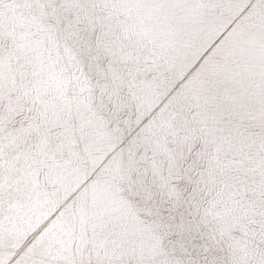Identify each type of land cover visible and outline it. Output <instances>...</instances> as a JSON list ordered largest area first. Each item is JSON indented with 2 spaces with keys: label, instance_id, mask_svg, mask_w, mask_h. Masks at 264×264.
<instances>
[{
  "label": "snow or ice",
  "instance_id": "1",
  "mask_svg": "<svg viewBox=\"0 0 264 264\" xmlns=\"http://www.w3.org/2000/svg\"><path fill=\"white\" fill-rule=\"evenodd\" d=\"M0 264H264V0H0Z\"/></svg>",
  "mask_w": 264,
  "mask_h": 264
}]
</instances>
